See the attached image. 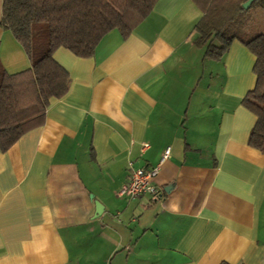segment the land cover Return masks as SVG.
<instances>
[{
  "label": "crops",
  "instance_id": "crops-1",
  "mask_svg": "<svg viewBox=\"0 0 264 264\" xmlns=\"http://www.w3.org/2000/svg\"><path fill=\"white\" fill-rule=\"evenodd\" d=\"M202 15L194 0H156L90 56L52 52L68 90L0 149V264H264V152L241 104L254 56L238 40L205 56ZM0 64L30 67L2 26ZM138 167H158L160 193L118 196Z\"/></svg>",
  "mask_w": 264,
  "mask_h": 264
},
{
  "label": "trees",
  "instance_id": "trees-1",
  "mask_svg": "<svg viewBox=\"0 0 264 264\" xmlns=\"http://www.w3.org/2000/svg\"><path fill=\"white\" fill-rule=\"evenodd\" d=\"M155 1L2 0L0 26L10 30L26 50L30 67L8 73L0 64V149L5 151L22 134L40 125L49 99L68 90V71L52 57L56 48L88 57L109 30L115 28L123 36L130 33ZM244 1L194 0L203 12L194 27L195 40L204 46L205 56L220 58L233 40L253 54L255 82L241 104L255 116L248 145L264 152V29L244 33L240 26L246 22ZM252 5L264 13V0H253L247 9Z\"/></svg>",
  "mask_w": 264,
  "mask_h": 264
},
{
  "label": "built area",
  "instance_id": "built-area-1",
  "mask_svg": "<svg viewBox=\"0 0 264 264\" xmlns=\"http://www.w3.org/2000/svg\"><path fill=\"white\" fill-rule=\"evenodd\" d=\"M169 151V147L163 151L161 160L165 159L169 155ZM157 172L158 167L132 168L129 181L120 187L117 191V195L126 198H133L143 194H147L151 197L157 196L160 193V189L155 184Z\"/></svg>",
  "mask_w": 264,
  "mask_h": 264
},
{
  "label": "rangeland",
  "instance_id": "rangeland-1",
  "mask_svg": "<svg viewBox=\"0 0 264 264\" xmlns=\"http://www.w3.org/2000/svg\"><path fill=\"white\" fill-rule=\"evenodd\" d=\"M246 9V18L244 19L245 24L240 25L242 30L246 31L244 33L251 34V32H256L255 30L264 29V13L257 8L255 5L250 6ZM238 26L239 24L236 23Z\"/></svg>",
  "mask_w": 264,
  "mask_h": 264
},
{
  "label": "water",
  "instance_id": "water-1",
  "mask_svg": "<svg viewBox=\"0 0 264 264\" xmlns=\"http://www.w3.org/2000/svg\"><path fill=\"white\" fill-rule=\"evenodd\" d=\"M253 0H246L242 3L243 8H247L248 5L252 2ZM103 209V206L100 205L97 201H95V210H94V216H98Z\"/></svg>",
  "mask_w": 264,
  "mask_h": 264
}]
</instances>
